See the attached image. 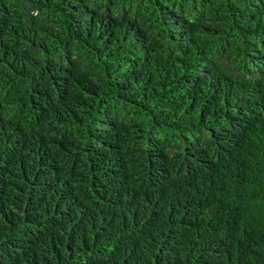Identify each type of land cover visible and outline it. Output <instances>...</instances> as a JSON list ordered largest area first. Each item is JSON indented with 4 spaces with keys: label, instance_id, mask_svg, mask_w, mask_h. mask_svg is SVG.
Returning a JSON list of instances; mask_svg holds the SVG:
<instances>
[{
    "label": "trees",
    "instance_id": "16d2710c",
    "mask_svg": "<svg viewBox=\"0 0 264 264\" xmlns=\"http://www.w3.org/2000/svg\"><path fill=\"white\" fill-rule=\"evenodd\" d=\"M0 264H264V0H0Z\"/></svg>",
    "mask_w": 264,
    "mask_h": 264
}]
</instances>
